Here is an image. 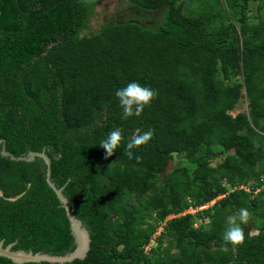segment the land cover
<instances>
[{"label":"trees","instance_id":"16d2710c","mask_svg":"<svg viewBox=\"0 0 264 264\" xmlns=\"http://www.w3.org/2000/svg\"><path fill=\"white\" fill-rule=\"evenodd\" d=\"M98 1L0 0V241L59 255L76 247L44 158L13 159L5 143L51 157L52 180L91 235L84 259L23 264H264V0H189L188 10L187 0H120L122 17L92 31ZM132 81L158 95L125 119L115 92ZM243 89L250 110L232 115ZM115 128L121 147L105 158L99 143ZM137 129L154 132L133 150L139 162L124 156ZM172 153L180 162L168 170ZM241 208L245 243L224 253L227 217Z\"/></svg>","mask_w":264,"mask_h":264},{"label":"clouds","instance_id":"9594fccd","mask_svg":"<svg viewBox=\"0 0 264 264\" xmlns=\"http://www.w3.org/2000/svg\"><path fill=\"white\" fill-rule=\"evenodd\" d=\"M157 95H158L157 91L147 86H142L135 81L129 82L125 87L120 88L115 92V96L118 99L119 106L122 109V116L125 119L132 116L140 117L144 109L146 107L151 106V102L157 97ZM153 137H154V132L151 129L147 131H141L140 129H137L134 132V134L128 139L124 147V156H126L128 159L135 158L137 162H139L141 157L134 155L133 150L134 149L138 150L141 148V146H146L153 139ZM122 140H123V134L120 128H115L114 130L110 131L106 136V138L101 140L99 145L101 148L105 150L106 153L105 158L111 157L114 154L115 150L121 147ZM172 156L176 158L177 154L172 153ZM177 162L179 163L180 161L177 159ZM187 163L188 162L185 160L182 162L181 166H186ZM241 187L242 188L244 187L246 190H249L247 189V187L249 188L247 184H241ZM3 194L4 193L2 190L1 195ZM218 196H221V194ZM210 202L202 205H197L196 207L205 205L203 207L205 209L211 206V205L207 206V204H209ZM196 207H190V208L196 209V212H199V210L203 209ZM182 213L195 214V212L190 211L189 208L183 211ZM250 220H251V214L247 208H241L236 214L227 217L226 227L222 235L223 243L220 247V251L224 253H228L230 250L232 252H236L239 249V247L244 245L246 240L244 226H247ZM200 221H196L195 226H198V223ZM257 231L258 230H254V229L250 230L248 236L251 237L257 234Z\"/></svg>","mask_w":264,"mask_h":264},{"label":"water","instance_id":"95a60500","mask_svg":"<svg viewBox=\"0 0 264 264\" xmlns=\"http://www.w3.org/2000/svg\"><path fill=\"white\" fill-rule=\"evenodd\" d=\"M0 142H5L0 138ZM2 154L10 156L13 159H24L32 160L36 156H41L44 158L47 164L46 179L49 185L56 192L61 204L65 207L67 216L70 219L71 232L74 235L76 247L74 250L66 254H52L49 252L37 251L33 252L32 250L25 249H12L14 243H10L6 246L3 245V241H0V255L11 258L14 262L22 264L27 262H50V263H66L72 262L75 259H84L88 251L90 250L91 245V235L86 225L83 224V221L76 217L74 213V207L70 203L68 197L64 194V187H58L56 183L52 180V159L45 151H31L26 156H16L10 152L5 143L3 144Z\"/></svg>","mask_w":264,"mask_h":264},{"label":"rangeland","instance_id":"374dc122","mask_svg":"<svg viewBox=\"0 0 264 264\" xmlns=\"http://www.w3.org/2000/svg\"><path fill=\"white\" fill-rule=\"evenodd\" d=\"M258 4H259L258 1L254 2L252 4L251 10L249 11L252 16H257L259 14V12H260ZM189 5H190V1L187 0L186 1V9L187 10H188L189 7H191V5L190 6ZM125 8H127V4L121 3L120 0H99L98 3L95 6V11H94V13L92 15V18H91V21H90L91 30L92 31L98 30L103 22H106L107 20H109L114 15H119L120 17H122L123 12L120 11V10L121 9H125ZM263 11H264V9H263ZM143 17H144V15H143ZM159 17L160 16L157 15V14L153 15V18L150 20V23L159 22L161 20ZM235 20H236L237 23H240V21L238 19H235ZM255 20H257V19H255ZM234 78L235 79H241L242 76L238 75V76H235ZM242 93H243V95L239 99V101H238L237 105L235 106V108L230 110V113L232 115H237L239 112H248L250 110V104H249V99L246 96V90L243 89ZM177 159L179 160L178 156L176 158L173 157L170 160V163H169V166H168V170L173 169L178 164ZM220 159H221L220 157L217 158V160L214 161V164H217V161H220ZM224 184L227 185V186L229 185L228 182H226V181H225ZM235 188L236 187H229L227 192H225L224 194H221V196H217L216 199L214 201L210 202L209 204H207V206L214 204L217 199H221V197H225V195H227L229 192L233 191ZM247 189H249V188L247 187ZM189 209H190V211L195 212V214L197 213L196 209H191V208H189ZM202 210H199V211H202ZM176 216H177L176 214H170L167 217V219L162 222L163 226L166 224V221H168L169 219H171L173 217H176ZM200 220H201V217H199L197 221H200ZM162 230H163V227L162 228L160 227L157 230V233L155 235H153V237L151 238V240L148 243V245L145 246V251L147 253L150 252V250H151V248L153 246L157 245V241H156L157 238L156 237L158 235H160Z\"/></svg>","mask_w":264,"mask_h":264},{"label":"built area","instance_id":"2783aa9c","mask_svg":"<svg viewBox=\"0 0 264 264\" xmlns=\"http://www.w3.org/2000/svg\"><path fill=\"white\" fill-rule=\"evenodd\" d=\"M204 206H205V205H204ZM204 206H199V207H196V208H200V209H201V208H203ZM161 228H162V227H161ZM156 233H157V232H156ZM156 233H155V234H156ZM155 234H154V235H155Z\"/></svg>","mask_w":264,"mask_h":264},{"label":"flooded vegetation","instance_id":"af4514ba","mask_svg":"<svg viewBox=\"0 0 264 264\" xmlns=\"http://www.w3.org/2000/svg\"><path fill=\"white\" fill-rule=\"evenodd\" d=\"M2 194V190L0 189V195Z\"/></svg>","mask_w":264,"mask_h":264}]
</instances>
